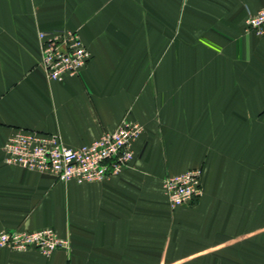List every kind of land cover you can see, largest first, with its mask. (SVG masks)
<instances>
[{
	"label": "crops",
	"instance_id": "obj_1",
	"mask_svg": "<svg viewBox=\"0 0 264 264\" xmlns=\"http://www.w3.org/2000/svg\"><path fill=\"white\" fill-rule=\"evenodd\" d=\"M264 0H0V232L52 228L68 249H0V264H264ZM91 53L48 81L40 33ZM127 119L129 167L61 183L4 164L17 130L78 148ZM201 169L202 196L171 210L163 180Z\"/></svg>",
	"mask_w": 264,
	"mask_h": 264
},
{
	"label": "built area",
	"instance_id": "obj_2",
	"mask_svg": "<svg viewBox=\"0 0 264 264\" xmlns=\"http://www.w3.org/2000/svg\"><path fill=\"white\" fill-rule=\"evenodd\" d=\"M246 31L264 36V7L246 20ZM40 65L48 81L63 82L79 74L91 53L76 31L40 33ZM143 132L137 122L123 119L111 132L78 148L63 144L57 134L30 130L15 131L3 144L4 164L26 171L50 175L61 183H101L118 175L133 160V144ZM201 169H189L163 180V190L171 210L193 203L202 196ZM0 249L13 252L36 250L44 256L67 250L68 241L52 228L34 232H0Z\"/></svg>",
	"mask_w": 264,
	"mask_h": 264
},
{
	"label": "rangeland",
	"instance_id": "obj_3",
	"mask_svg": "<svg viewBox=\"0 0 264 264\" xmlns=\"http://www.w3.org/2000/svg\"><path fill=\"white\" fill-rule=\"evenodd\" d=\"M45 74V73H44ZM46 76V75H45ZM143 127V126H142Z\"/></svg>",
	"mask_w": 264,
	"mask_h": 264
}]
</instances>
